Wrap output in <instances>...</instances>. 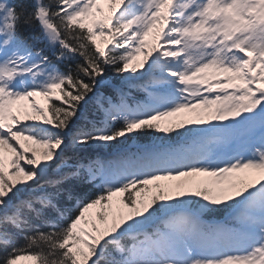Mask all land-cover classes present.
Here are the masks:
<instances>
[{"label": "snow or ice", "instance_id": "6c2138e0", "mask_svg": "<svg viewBox=\"0 0 264 264\" xmlns=\"http://www.w3.org/2000/svg\"><path fill=\"white\" fill-rule=\"evenodd\" d=\"M21 260L264 264V0H0Z\"/></svg>", "mask_w": 264, "mask_h": 264}, {"label": "rangeland", "instance_id": "374dc122", "mask_svg": "<svg viewBox=\"0 0 264 264\" xmlns=\"http://www.w3.org/2000/svg\"><path fill=\"white\" fill-rule=\"evenodd\" d=\"M39 99H41V98H39ZM42 100V99H41ZM21 119L23 120V117H21ZM93 213H95V211H97L96 209H93V210H91ZM20 264H31V262L30 261H27V260H21L20 261Z\"/></svg>", "mask_w": 264, "mask_h": 264}, {"label": "trees", "instance_id": "16d2710c", "mask_svg": "<svg viewBox=\"0 0 264 264\" xmlns=\"http://www.w3.org/2000/svg\"><path fill=\"white\" fill-rule=\"evenodd\" d=\"M114 80L116 79V78H113Z\"/></svg>", "mask_w": 264, "mask_h": 264}]
</instances>
